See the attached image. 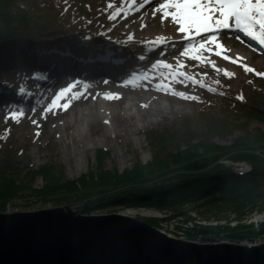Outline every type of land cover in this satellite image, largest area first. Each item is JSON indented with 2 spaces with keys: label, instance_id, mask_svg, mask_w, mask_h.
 Masks as SVG:
<instances>
[{
  "label": "rangeland",
  "instance_id": "rangeland-1",
  "mask_svg": "<svg viewBox=\"0 0 264 264\" xmlns=\"http://www.w3.org/2000/svg\"><path fill=\"white\" fill-rule=\"evenodd\" d=\"M132 3L133 0H17V5L26 9H39L45 12L52 10L57 12L64 9L62 11L66 16L64 19H67L68 15H79L83 9H86L85 13L99 11L98 14L103 16L106 23L107 34L111 35V42L105 49H101L102 53L99 56L89 54L90 58L86 61H76L71 57L65 60L47 58L33 64L25 63L24 68L17 65L14 69H20V72L9 71L5 74L7 81L0 86V167L6 165L5 163L12 165L10 167L19 173L20 179L29 181L32 187H40L44 183L41 176L35 172L37 167L51 160L62 164L68 179H76L89 170L95 171L102 168L122 171L130 168L137 161L148 160L155 153L156 147L151 144L149 137H146V134L154 128H164L182 116H191L204 104H207L205 108L209 106L214 112L219 97L224 98V95H230L239 89L249 91L250 88H257L259 101L264 100V52L250 61L234 57L228 59V56L214 54L205 49L206 47L201 49V43L198 42L183 46L178 54H173V43L163 36H155L147 31V25H161L164 13L157 11L161 3L159 2L152 10L145 11L141 17L138 16L139 24L129 21L130 13L133 11ZM140 26L144 28L140 29ZM123 48L126 50H122ZM190 48L192 50L187 51ZM129 50L137 55L132 57L127 55L126 51L129 52ZM74 51L77 52L78 48ZM186 51L187 54L184 55ZM105 53L112 57L111 61L108 59L109 63L118 62L123 65L121 72L124 73V77L140 83L147 82L151 88L145 90L146 94L152 93L164 103L166 102L164 97H170L174 101V111L167 113L164 117L159 115L152 117L146 122L137 121L135 127L128 126L118 117L111 119L109 124L93 123V127L89 129L82 119L79 127L86 133L85 140L86 142L93 140V142H90L91 144L85 142L86 150L82 151V148H78L74 154L64 148L61 136L56 135L55 130L59 121L66 117L70 109L76 107L83 110L88 103L105 102L102 101L103 77L97 73L100 66L90 64L96 59L102 60L101 57ZM123 54H126L125 58ZM193 57L198 58L193 59ZM32 66L34 69L39 68L36 75L31 73ZM209 78L212 80L205 82ZM201 81L216 85L223 94L215 92L219 95L216 97L214 91L209 89L211 96L204 97L199 88ZM222 84L230 90L223 89ZM227 98L231 97L227 96ZM131 112H134L133 108ZM247 122L248 129L264 127L263 123L255 119L247 120ZM114 125L116 129L121 130L117 136L113 134ZM104 128L108 132L105 137L101 135ZM126 132L129 134L126 135ZM242 134L241 129H238L228 136H209L208 141L214 145L228 146ZM188 145L185 141L177 144L167 141L159 154L174 153ZM100 149L106 150L108 154L99 168L96 163L97 151ZM10 158L13 159L11 162H9ZM229 164L233 168L247 170L245 163L230 162ZM67 206L74 211L76 204ZM53 207L63 206H54V203L40 204L38 201L28 204L23 198H13V202L0 213L29 212ZM174 212H182L183 215L170 218L171 211L166 212V210L151 207H116L96 211L93 214H122L140 220L155 218L158 220L155 227L170 236L174 232L181 233L183 225L180 222H183L184 217L198 215L193 210L192 204L184 205ZM259 215V213H253L246 219V223L257 222L256 226H259L262 220ZM233 216V214L230 215V217ZM222 223L205 220L201 225L204 227ZM192 230L184 231L185 235L190 236L191 239L201 236L206 240L205 242H213L214 239L220 238L213 236L214 233L209 231L203 233ZM251 241L256 242L254 244ZM248 242L259 245L264 242V239L257 235L243 243L251 246L246 244Z\"/></svg>",
  "mask_w": 264,
  "mask_h": 264
},
{
  "label": "trees",
  "instance_id": "trees-1",
  "mask_svg": "<svg viewBox=\"0 0 264 264\" xmlns=\"http://www.w3.org/2000/svg\"><path fill=\"white\" fill-rule=\"evenodd\" d=\"M24 8L17 5V0H0V86L7 81V72H20L14 69L17 65L24 68L25 63L68 57L82 62L111 42L99 11L85 13L83 9L79 15H68L64 19V9L45 12ZM126 54L137 55L130 50ZM38 69L32 66V75H36ZM210 80L212 78L205 82ZM205 82L199 83L204 97L209 98V89L223 94L216 85ZM222 88L230 90L223 84ZM258 94L257 88L239 89L224 98L219 97L214 112L204 104L191 116H182L164 128H154L146 137L156 147L155 153L148 160L137 161L122 171L102 168L68 179L62 164L51 160L37 167L35 172L44 183L32 187L29 181L20 179L12 165L5 163L0 167V212L5 211L13 198H23L28 204L35 201L54 203V206L76 204L74 211L85 216L116 207H151L171 211L172 218L183 215L174 211L192 204L198 215L182 219L184 223H193L187 231H209L213 236L235 243L257 235L264 239V220L259 226L246 223L253 213L264 215V127L248 129L247 125V120L251 119L264 125V100L260 102ZM238 129L243 134L228 146L208 141L209 136H228ZM167 141L174 144L185 141L189 145L174 153L159 154ZM97 152L96 166L100 168L108 152L101 149ZM12 160L10 158L9 162ZM225 162L245 163L247 170L233 168ZM231 214L234 216L230 217ZM144 220L154 227L158 221L155 218ZM205 220L223 223L204 227L197 223Z\"/></svg>",
  "mask_w": 264,
  "mask_h": 264
},
{
  "label": "water",
  "instance_id": "water-1",
  "mask_svg": "<svg viewBox=\"0 0 264 264\" xmlns=\"http://www.w3.org/2000/svg\"><path fill=\"white\" fill-rule=\"evenodd\" d=\"M250 245L197 243L131 216L69 206L0 213V264H264V242Z\"/></svg>",
  "mask_w": 264,
  "mask_h": 264
},
{
  "label": "bare ground",
  "instance_id": "bare-ground-1",
  "mask_svg": "<svg viewBox=\"0 0 264 264\" xmlns=\"http://www.w3.org/2000/svg\"><path fill=\"white\" fill-rule=\"evenodd\" d=\"M164 1L133 0V11L130 13L129 21L139 24L140 19L138 16L141 17L145 11L152 10L159 2L163 3ZM170 11L172 10L170 9ZM144 26H140V29H143ZM178 29L179 25L171 21V16L165 15L162 18L161 25H147L148 32L155 34V36H163L174 44L173 54H178L183 46L198 42L205 43V49L210 50V52L224 54L226 57L228 56V59L234 57L250 61L253 58L259 57L260 53L264 52V45L232 27L212 32H201L199 34L194 32L185 34L179 32ZM254 47L255 49H253ZM100 48L105 49V46H101ZM101 49L91 54L99 56L102 53ZM101 59H96L90 62V64L100 66L97 73L99 76L101 75L100 77H103L101 85L104 90L102 101L104 100L105 102L99 103L95 101L88 103L83 110L76 107L70 109L66 117H63L59 121L55 130V134L61 136L64 148L74 154L78 148H82V151L86 150L85 139L87 136L79 127V122L82 119L85 125L89 126V129L93 127V123L109 124L111 119L118 117L123 119L128 126L135 127L137 121L146 122L152 117L158 115L164 117L167 113L174 111V101L170 97H164L166 101L164 103L152 93L146 94L145 90L151 88L147 82L140 83L131 78L127 79L124 77V73L121 72L123 65L118 64V62L109 63L112 57H109L107 53L103 54ZM103 60L105 61L101 62ZM119 100L121 101L117 102ZM132 108L134 112H131ZM136 129L135 132H137ZM120 132L121 130L116 129L114 125L113 134L117 136ZM128 134L126 132V135ZM101 135L104 137L108 135L106 128L101 131ZM90 142L92 143L93 140L86 143L91 144ZM251 242L255 243L256 241ZM251 242L248 243L251 244Z\"/></svg>",
  "mask_w": 264,
  "mask_h": 264
},
{
  "label": "snow or ice",
  "instance_id": "snow-or-ice-1",
  "mask_svg": "<svg viewBox=\"0 0 264 264\" xmlns=\"http://www.w3.org/2000/svg\"><path fill=\"white\" fill-rule=\"evenodd\" d=\"M157 11L171 16L181 33L199 34L234 27L264 45V0H166ZM204 47L201 43L200 48Z\"/></svg>",
  "mask_w": 264,
  "mask_h": 264
},
{
  "label": "built area",
  "instance_id": "built-area-1",
  "mask_svg": "<svg viewBox=\"0 0 264 264\" xmlns=\"http://www.w3.org/2000/svg\"><path fill=\"white\" fill-rule=\"evenodd\" d=\"M226 164L227 163H229V162H225ZM198 224H202V222H197ZM193 223H190V222H187V223H183L182 225V229L180 230V232L181 233H178V232H174L173 233V235H171V236H174V237H176V238H179V239H184V240H190V241H193V242H197V243H199V242H205L206 240L203 238V237H201V236H199V237H195V238H193V239H191V237H188L187 235H185V233H184V231L186 230V229H189V228H192V225ZM177 235V236H176ZM168 236H170V235H168ZM170 236V237H171ZM215 241H213V239H211V241H213V242H224V243H229V240H226V239H224V238H216V239H214ZM233 243H235V242H233ZM239 243H243V242H239ZM259 243H261V242H259ZM243 244H245V243H243ZM246 244H250V243H246Z\"/></svg>",
  "mask_w": 264,
  "mask_h": 264
},
{
  "label": "clouds",
  "instance_id": "clouds-1",
  "mask_svg": "<svg viewBox=\"0 0 264 264\" xmlns=\"http://www.w3.org/2000/svg\"><path fill=\"white\" fill-rule=\"evenodd\" d=\"M261 218H262V220H261V219H260V220H261V222H262V221L264 220V217H261ZM251 219H252V218H251ZM251 221H252V220H251ZM253 222H254V221H253ZM255 223H257V222H255Z\"/></svg>",
  "mask_w": 264,
  "mask_h": 264
}]
</instances>
